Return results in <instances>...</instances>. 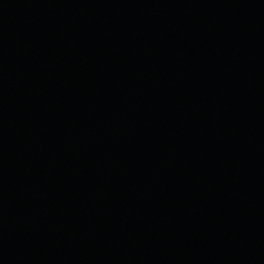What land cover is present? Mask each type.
<instances>
[{
	"label": "water",
	"instance_id": "1",
	"mask_svg": "<svg viewBox=\"0 0 264 264\" xmlns=\"http://www.w3.org/2000/svg\"><path fill=\"white\" fill-rule=\"evenodd\" d=\"M0 264H264V0H0Z\"/></svg>",
	"mask_w": 264,
	"mask_h": 264
}]
</instances>
